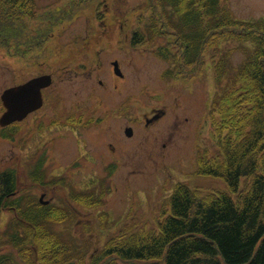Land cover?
I'll return each mask as SVG.
<instances>
[{
  "label": "rangeland",
  "instance_id": "obj_1",
  "mask_svg": "<svg viewBox=\"0 0 264 264\" xmlns=\"http://www.w3.org/2000/svg\"><path fill=\"white\" fill-rule=\"evenodd\" d=\"M43 1L46 4L45 8L37 7V12L31 18L28 9L24 7V0H19L15 4L11 0H3V3L9 6V13L6 16L2 10L5 5L0 2V33L2 34L0 35V96L6 88L26 80L25 55L14 56L13 50H16L12 46L26 52L31 44V38L35 37L33 32L40 27L46 26L45 32L51 37H47L45 41L39 38L40 43L34 46L40 47V50L46 48V56L51 59V63H54L57 50L49 49L66 46L75 50L76 47L81 48L79 51L81 59L86 55L82 50L85 47L86 52L95 54V58L99 55L104 65L102 71L95 72L90 81L85 79L84 74L78 75L75 76V81L69 89L65 90L66 88L63 87L59 89L60 92H64L62 95L69 97V100L87 102L86 95L93 96L88 109H91V106L95 109L96 121L91 127L86 144L78 143L79 137L75 136L71 141L57 142L56 151L48 153L50 156V165L47 168L48 179L68 188L64 190V187H58L55 192L57 204L64 203L67 196L74 195L90 201L92 205L77 206L82 214L75 216L65 215L60 208L48 211L51 214L60 211L64 215L56 214L59 215L58 218L40 222L39 228L59 237L61 243L66 244L67 253L72 254L70 249L74 248L78 249L77 253L87 255L88 262L85 264H90V257L101 255L104 246L113 239H120L124 234L135 230L143 234L158 232L159 223L171 214V199L177 190L186 187L202 198L215 197L222 192L237 198L239 193L231 192L224 177L208 172L211 165L218 160L222 162L225 158L223 148L213 137L222 117L216 109V111L212 110L217 88L215 67L218 63L223 64L224 61L233 66L242 65L247 53H254L255 44L250 40L220 39L221 31H218V35L210 32L209 42L205 43L199 60L188 66L179 64L176 67V79L172 75L165 78L167 74L162 72V69L166 67L167 61L153 54L151 48L170 40L171 43L168 45L171 49L179 53L183 52L182 42L177 40L180 38L175 37L174 41L172 37L163 39L155 35L156 30L178 33L173 28L177 24L172 22L173 9L169 7V2L165 6L168 9L166 15L167 9L162 8L164 13L159 10L161 0H155L157 6L155 4L149 6L152 4L151 0L145 3L143 0H128L126 5H122V11L125 9L127 11V13L125 11L128 17L125 27L131 40L124 42L125 45L121 43L118 32L122 22L119 24L112 19L109 24L112 36L105 47L107 50L99 51V47L103 44L102 40L95 41L97 46L94 49L87 46L88 41L83 37L76 44L71 46L67 44L74 38L69 36V32L83 33L89 25L88 20L83 16L84 12L79 15L83 18L78 17L73 23L71 22L72 16L77 11H81L79 7L71 0ZM189 1L191 0H182V5L189 4ZM140 3L142 4L139 5ZM224 3L238 21L255 22L264 17V0H224ZM152 7L154 9L151 11ZM197 8L204 13L200 5ZM86 9L91 10L88 7ZM49 16L54 22L47 23L46 18ZM140 17H143L142 21H139ZM157 21L158 26H154ZM138 23L141 25L138 26ZM162 23L165 24V29L159 27ZM131 26L132 29H128ZM135 29L145 38H138V44L129 36ZM202 32L200 34L204 38L203 41H207V34ZM217 39H220V43L214 42ZM2 40L8 44L2 45ZM134 47L142 50L133 51ZM118 59L122 64L123 79L117 77L114 72L113 64ZM99 79L104 81V86L100 87ZM115 85L117 88H113ZM73 94L77 95L72 96ZM106 98L107 113L111 118L105 122ZM121 101L125 104V109L119 111ZM2 112L0 100V115ZM155 113H162L165 117L147 129L144 124L146 118L154 119ZM42 115V113L38 114L37 118H41ZM98 117H101V120H97ZM132 122L137 124L136 136L128 140L124 134V127ZM20 126V129L0 128V175L4 170L14 172L19 190L14 197L0 199V246L4 247L0 248V260H4L11 251L13 264H33L31 258L33 254L30 255L27 246L24 245L25 251L17 246L10 247L13 234L19 233L20 237H24L25 226H29L28 231L31 232L38 228L33 221L26 222V225L21 223L23 221L18 219L17 209H14L16 205H12L11 201L22 205L25 211L22 214H25L31 211L30 208L38 207L31 199L35 198L38 201L42 193L40 186L33 184L35 179L32 177V174L39 169L23 161L28 154L26 139L29 135L25 134L26 122L21 123ZM13 134L12 140L7 138ZM41 134L44 135L45 140L51 137L48 132ZM224 134L225 138L234 136V133L228 135L225 131ZM37 136L38 134L33 136L34 141L31 144L39 143ZM109 142L113 143L114 147L108 148ZM35 149L32 146V150ZM203 151L206 155L201 159L198 155ZM81 154L88 155L92 160H86ZM37 174L40 176V172ZM67 176L74 182L71 183ZM95 179L97 187L87 189L90 198L85 189L87 185H92ZM70 185L73 187L70 188ZM245 185L246 180H241L239 189ZM102 189L105 195L102 194ZM0 190L2 193V187ZM51 195L52 192L49 191L46 196ZM107 211L111 213L113 220L111 227L107 226ZM16 224L21 226L18 228ZM29 248L32 250V246ZM52 255L54 254L51 251L41 258L49 262ZM76 259L73 260L78 264ZM117 261L120 264H129ZM8 263L12 264L11 261ZM0 264H4V261Z\"/></svg>",
  "mask_w": 264,
  "mask_h": 264
},
{
  "label": "trees",
  "instance_id": "obj_2",
  "mask_svg": "<svg viewBox=\"0 0 264 264\" xmlns=\"http://www.w3.org/2000/svg\"><path fill=\"white\" fill-rule=\"evenodd\" d=\"M164 1L172 4L180 15L181 28L190 30L185 37L191 57L186 58L190 62L200 53L202 31L207 34L206 42L208 33L218 35L221 31L220 39L250 40L255 44L254 53L248 52L242 65L224 61L215 67L224 86L218 104L222 117L216 128L218 145L223 148L225 158L211 165L208 172L224 177L231 192L239 195L233 198L222 192L202 198L186 187L177 190L171 199V214L159 223L158 232H128L111 240L103 253L92 257L89 263L99 264L106 257L116 256L107 264H120L119 259L137 264H264V17L255 22L238 21L224 0H191L187 5H182V0ZM0 2L4 4L3 0ZM6 5L2 9L5 16L9 13ZM220 39L214 42L220 43ZM2 43L8 44L3 40ZM224 131L234 136L225 138ZM243 179L246 185L239 189ZM0 184L3 195L12 192L15 174L3 173ZM30 210L20 217L27 223L33 221L38 228L31 232L25 226L24 237L13 234V248L25 251L24 245L27 246L30 255L33 254V264H65L75 258L78 264L88 262L87 255L77 253L74 248L70 249L72 254L67 253L66 244L59 237L39 228L40 222L59 215H52L48 208L40 206ZM51 251L54 254L49 258L51 261L41 258Z\"/></svg>",
  "mask_w": 264,
  "mask_h": 264
},
{
  "label": "flooded vegetation",
  "instance_id": "obj_3",
  "mask_svg": "<svg viewBox=\"0 0 264 264\" xmlns=\"http://www.w3.org/2000/svg\"><path fill=\"white\" fill-rule=\"evenodd\" d=\"M14 4L19 0H11ZM128 0H71L75 4V6L79 7L80 12H76L74 16H72V23L74 20H76L78 17L83 18L80 13L84 12L85 18L88 20V27L85 29L83 33L73 31L69 32L70 37H74L72 41L67 42L71 46V44H76L80 42V38L83 37L84 40H87V46L91 47V49H94L96 44V40H102L103 44L99 47V51L107 50L106 45L111 40L112 31L109 27V24L111 23L110 20L115 19L114 22L118 21L119 24L122 22L119 32H118V38L121 40V43L124 44L128 39V33L127 28L125 27V23H127L128 17L125 15V11H122V5H126ZM147 0H143V3H145ZM119 3V4H117ZM152 6L155 4L157 6V2L153 0ZM140 3L139 5H141ZM45 3L43 0H24V7L28 9V14H30V18L35 15L38 8H45ZM86 7L91 8L86 9ZM161 13H164L162 11V7L160 5L159 8ZM26 12V14H27ZM34 12V13H32ZM131 12V11H130ZM89 14V15H85ZM49 16L47 19V23H52L54 20L50 19ZM168 19V18H167ZM143 17H140L139 21H142ZM56 21V20H55ZM42 23V21H41ZM71 24V23H70ZM141 25V23H138V26ZM158 26V25H156ZM164 27L165 24L162 23L159 25V27ZM46 26L40 27L37 31L33 32L34 36L31 38V44L28 47V49L25 52V65H26V81L31 80L33 78H37L43 75H49L50 76V82L51 84L44 88L42 90L43 94V105L41 108L35 110L34 112L28 114V116L23 120V122H26V133L29 135L28 139H26V144H28V154L27 157L24 158L25 163H29V166L33 164L34 168H39L37 172H40V176L36 173V176L34 177L32 174V177L35 179L33 184H38L40 186L39 188L42 190L41 196L38 199V202L41 204H38L39 206H44L45 208H48L49 211H53L57 208H61L66 206L64 213L68 215H81L80 212L81 209L77 208L78 206V197L71 195L67 196L64 200V203L57 204V196L55 194L58 187H64V185L57 184V182L48 179V166L49 164V158L50 156L48 153L50 151H56V143L60 141H71L73 137H79L77 139L78 143L84 142L86 144L89 132L91 131V127L94 125L96 118H95V109L92 108L88 109L92 103L93 96L88 94L86 95L87 102H80L76 100H69L68 96L62 95L64 92H60V87H63V89L67 90L71 86V84L75 81V76L83 75L85 76V79L87 81H90L93 77V74L95 72L102 71L104 62L102 61L101 57L98 55L97 58H95V54H90L89 52H86V48H82L83 51H85L86 55L83 59L79 56V51L81 48L76 47L77 51L74 48H67L66 46H60L56 49L52 48L49 50H53L57 52L55 53V60L54 63H51V59L49 60L46 56V48L41 49L40 47H36L34 45L40 43V39H45L48 37H51L49 34H47L45 31ZM128 29H132V26ZM63 32V31H62ZM143 34V33H142ZM160 38L163 39H169L175 37L180 38L181 33H169L168 31H157L156 34ZM132 38L135 40L134 43H139L138 38H144L143 36H140V33L135 30L130 33ZM147 36L149 37V33H147ZM60 37V36H59ZM131 40V39H130ZM181 39H179L180 41ZM33 43V44H32ZM166 43V42H165ZM171 41L168 40L166 45L170 44ZM175 43V42H174ZM125 45V44H124ZM160 47L157 48H151V50L154 53L165 51V45H159ZM142 49L139 47H134L133 51H141ZM98 51V53H99ZM127 51V49H126ZM169 55L171 56L169 59L173 62L171 68L170 66H167L166 69H168V72H172V74L176 71L175 66V51L169 48L166 50ZM45 52V53H44ZM115 61V60H114ZM119 63V68H122L121 62L116 60ZM58 66L54 68V66ZM165 68L162 69V72L166 70ZM122 71V70H121ZM117 75V74H116ZM117 77L123 79V76L117 75ZM173 79V78H172ZM60 81V82H59ZM58 83L57 87H55V84ZM60 84V85H59ZM100 87L104 86L105 83L103 80L99 79ZM113 88H117V86H113ZM77 94H73L72 96H75ZM119 111L122 109H125V104L120 103V108H118ZM106 114L104 115V121L106 122L107 119H110V114L107 113V98H106ZM42 113L41 118H37V115ZM122 113V112H121ZM155 118L150 119L146 118V122L144 123L147 129H150L152 125L156 124V122H159V120L163 119L165 117L162 116V113H155ZM162 116V117H161ZM140 119V118H139ZM144 119V118H143ZM142 119V120H143ZM97 120H101V117H98ZM22 122V123H23ZM137 122V121H135ZM135 122L127 123L124 127V134L128 140H131L135 138V127L137 124ZM21 123L15 124L17 127L20 126ZM131 127L133 134L131 136H127L125 133V130ZM144 129V128H143ZM145 130V129H144ZM146 131V130H145ZM42 132H48L50 134V138L45 140L43 138ZM35 134H38L37 140L39 143L31 144L32 141H34L33 136ZM114 144L109 142L108 148L112 147ZM32 146H34L36 149L32 150ZM80 147V144H79ZM114 147V146H113ZM53 149V150H52ZM114 149V148H113ZM79 151V149H78ZM80 153V152H79ZM82 157H84L86 160H92V158H88V155L81 154ZM19 161V159H18ZM76 162V161H75ZM74 162V163H75ZM7 171H4V173ZM68 177V176H67ZM69 181L73 183V179L71 177H68ZM16 178H15V188L12 192H9L5 195L1 193L0 195H3L1 198H9L14 197L19 190L16 186ZM87 185L86 189H92L94 187V184ZM0 184V188H1ZM73 186L70 185V188ZM38 188V189H39ZM64 190H68L67 186L63 188ZM49 191L52 192V195L50 197H47ZM35 199V198H34ZM29 201V199H28ZM14 206V209H17V204ZM29 212V211H28Z\"/></svg>",
  "mask_w": 264,
  "mask_h": 264
},
{
  "label": "water",
  "instance_id": "obj_4",
  "mask_svg": "<svg viewBox=\"0 0 264 264\" xmlns=\"http://www.w3.org/2000/svg\"><path fill=\"white\" fill-rule=\"evenodd\" d=\"M39 84V82H32L5 90L2 97L8 110L1 118V124L21 119L34 108L39 96Z\"/></svg>",
  "mask_w": 264,
  "mask_h": 264
}]
</instances>
